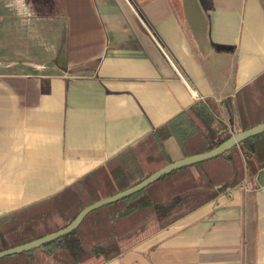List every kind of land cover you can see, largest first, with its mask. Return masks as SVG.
Instances as JSON below:
<instances>
[{
	"label": "crops",
	"instance_id": "0c3cea01",
	"mask_svg": "<svg viewBox=\"0 0 264 264\" xmlns=\"http://www.w3.org/2000/svg\"><path fill=\"white\" fill-rule=\"evenodd\" d=\"M263 80L264 0H0V234ZM186 146L175 159L166 143L173 162ZM29 252L0 264H37ZM103 264H264V167Z\"/></svg>",
	"mask_w": 264,
	"mask_h": 264
},
{
	"label": "trees",
	"instance_id": "16d2710c",
	"mask_svg": "<svg viewBox=\"0 0 264 264\" xmlns=\"http://www.w3.org/2000/svg\"><path fill=\"white\" fill-rule=\"evenodd\" d=\"M252 87L253 85L248 87V89H251ZM244 93L242 92L240 94V97H242ZM237 100L239 102V99ZM229 102L230 101H224L223 105H218L210 101L197 103L195 106L190 108V110H187L184 113H182V115H180L179 117L168 122L166 125L156 129L150 135V137L146 141H144L147 142L145 145L146 147L141 148L140 152L142 151L144 152V149L148 148L149 145L147 146V144L150 141L152 142V147L158 148V152H159L158 154L142 155L138 157V159L140 161H147V162H162L165 163V166L172 163L173 161L166 147V140L176 135L174 131L176 125H182L183 124L182 120L186 122H192L195 120V116L200 118L203 110L205 111L210 110L215 114V116L220 118V120H223L224 112L225 111L227 112V109L233 110V108L229 104H227ZM235 110L239 116L238 133L246 131L258 125L257 122H255L253 119H250L248 117L247 110L244 108V106L238 107V109L235 108ZM223 126H224L223 131H221V133L210 134L212 132L210 131L209 133L204 134L203 139L198 138L197 135L189 139L188 144L186 146V151L191 152L192 149L196 150L197 148L203 146L205 150L204 152H207L229 140L234 134L226 132L227 126L225 124H223ZM223 132H226L227 134ZM199 139L200 142L198 141ZM140 145H136L132 147V150L133 151L137 150L138 149L137 147H139ZM195 150H193V152L190 153L191 155L188 156L197 154L194 153ZM223 157H229L233 160L236 176H238V179L236 181H234L231 185L223 188L227 190L240 184L245 179L246 173H250L253 175L257 173V171H259L262 167H264V132L257 136L242 141L239 144V149H237V146H235L234 148L231 149L228 155L223 154L221 156L209 159L204 162L179 168L165 175L164 177H161L160 179H158L157 181L146 187L144 190L136 194H133L127 198H124L118 202L106 205L91 212L84 220H87L92 215L100 213L104 208L120 207L125 209L124 213L122 214V216L125 217L137 218L148 215L155 216L157 220L160 222V225L156 226L155 228H147L150 230L140 238L147 236L149 234H153L159 229L168 227L169 225L173 224L180 218H183L184 216L188 215L190 212L198 209L199 207L212 201L218 196L220 192L218 193L213 191L212 186L211 187L207 186V184L203 186L196 183L193 184V180H191V184L193 185H189L187 181L178 184L177 179H180L181 175H183L185 171L192 170L196 174V181L199 178L203 180L201 178V173L198 172V169L205 168L206 170L207 165H210L213 160H217ZM209 178L210 181L211 180L210 175ZM140 182L141 181L136 182L134 184H130L129 181L126 179L123 171L119 169V167L114 169H109L108 167L103 166L97 169L96 171L92 172L91 174L87 175L77 183L67 187L59 195L43 200L39 203H36L35 205H33L34 210H32L31 212L18 213V215H16V218L11 221L12 226L8 230L5 231L3 230V231L4 232L7 231L6 234L7 237H9V239L11 238L14 239L15 242L13 244L14 247L23 245L25 243L39 239L48 234L57 232L58 230L65 228L69 223L66 224L65 226L55 225V226L47 227L43 231L35 230L37 228L33 229L35 226L38 225V222L40 220L46 221L48 218L52 217L53 214H59L60 216L65 215V213L68 210H70V208H72L73 206L77 205L80 202V195L83 194V192H85L91 198V202H89L86 206L88 207L89 205L97 201H100L104 198L113 196L116 193L127 190L137 185ZM200 189L204 190L206 194L202 197L203 199H201V201L198 204L192 205L191 201L187 203L183 202V199L181 197L182 194H190V192L192 194H195V192ZM187 196H191V195H187ZM181 204L182 205L190 204V209L182 212L181 209H176L180 207ZM40 207L43 208L44 211H46V214H43L44 216L42 218L34 220V218L32 217H35L34 214L38 213L37 210L38 208L41 209ZM44 211L42 210L41 212ZM79 214L80 213H78L73 218V220ZM78 228L61 238H58L50 243L43 245L42 247L48 250L51 256L52 255L60 256L58 260L59 264H103L104 262H107L120 255L128 247L127 245L124 247L121 245H117V238L120 239L122 236H124L130 231L128 229L127 230L122 229L121 231L115 230L109 232L106 239L109 238L116 239L111 243H107L108 245L111 244L115 245L113 246V249L110 253L108 252V250L105 248L104 245H101L102 243L100 242H98L100 244L98 243L95 244L91 248V250H87L85 249L84 244L81 241V236L78 232ZM17 255L18 254L5 257L0 260L4 261V260L13 259ZM19 255H26V252L21 253Z\"/></svg>",
	"mask_w": 264,
	"mask_h": 264
},
{
	"label": "rangeland",
	"instance_id": "374dc122",
	"mask_svg": "<svg viewBox=\"0 0 264 264\" xmlns=\"http://www.w3.org/2000/svg\"><path fill=\"white\" fill-rule=\"evenodd\" d=\"M247 93H249V95L248 97H246V99L241 97L239 98V102L230 101L229 103H227L233 108V110L227 109V112H224L223 120H220V118L215 116V114L210 110H203L200 118L195 116V120L192 122H186L182 120V125H176L174 129L176 135L172 136L171 140L168 139L166 141L168 149L171 152L172 156L175 159L178 158L180 153H183V149L181 148V146L183 147L185 143L187 145L188 140L196 135L198 136V138L203 139L204 134H207L210 131H212L210 134L221 133L224 127L223 124L227 126L226 132L233 133L234 135L237 134L239 132V116L236 113L235 108L238 109V107L244 106L250 119H253L255 122H257V124L264 123V80L261 82V84H257V86H253L251 89H249ZM200 139L198 140L199 142ZM146 143L147 142H144L139 147H137V150H132V153L134 154L130 156L127 162L125 161L122 163H116L115 165L110 166L109 169L119 167V169L123 171L129 183L134 184L136 182L142 181L161 167H164L165 163L162 162H147L140 161L138 159V157L142 155H154L159 153L158 148L152 147V142L150 141L147 144V146L149 145L148 148L144 149V152H140L142 147H146L144 146L146 145ZM237 149H239V145L237 146ZM193 150L195 149H192V151ZM201 151L204 152V148ZM228 153L226 155H228ZM206 170L205 168L198 169V172L201 173V178L203 180L199 178L196 181V174L192 170H188L185 171L183 175H181L180 179H177V183L181 184L187 181L189 185H193L196 183L203 186L207 184V186L213 187V191L222 193L226 191V189L223 188L231 185L238 179V176H236L235 172L234 162L229 157H223L217 160H213L210 165H207ZM209 175L211 177L210 181ZM251 175L252 174L250 173H246V177ZM191 180H193V184H191ZM245 183L246 182L244 181L243 184ZM205 194V191L200 189L197 190L195 194H192L190 192V194H182L181 197L184 203L191 201V204L195 205L198 204L201 199H203L202 197ZM89 202H91V198L85 192H83V194L80 195V202L70 208V210H68L65 215L60 216L59 214H53L52 217L48 218L46 221L40 220L38 222V225L33 229L37 228L35 230L43 231L47 227L55 225L65 226L66 224L70 223L73 218L87 206ZM176 209H181V212L187 211L190 209V204H181L180 207ZM42 210L44 211L43 208H38V213L34 214L35 217L32 218H34V220L42 218L44 216L43 214H46V211L41 212ZM124 211L125 209L120 207L104 208L100 213L92 215L87 220H84L80 224L78 232L81 236V241L84 244L85 249L91 250V248L95 244L100 242L102 243L101 245H104L110 253L113 249V246L115 245H108L107 243H111L116 239L106 238L110 231H121L122 229H128L130 231L120 239L117 238V245H121L123 247L127 245V248H129L132 244H134L135 241L139 240L142 235L146 234L150 230L147 228H155L156 226L160 225V222L153 215L129 218L122 216ZM6 232L1 231L0 234V238H4V241L9 240ZM29 253H32V255H36L37 264H59L58 260L60 256H51L48 250L43 247L31 250ZM25 263L27 262H22L21 264Z\"/></svg>",
	"mask_w": 264,
	"mask_h": 264
},
{
	"label": "water",
	"instance_id": "95a60500",
	"mask_svg": "<svg viewBox=\"0 0 264 264\" xmlns=\"http://www.w3.org/2000/svg\"><path fill=\"white\" fill-rule=\"evenodd\" d=\"M264 132V123H261L259 125H256L246 131L237 133L233 135L229 140L221 144L220 146L204 152L195 154L192 156L185 157L181 160L172 162L159 170L155 171L153 174H151L149 177L138 183L137 185L124 190L122 192L116 193L113 196L104 198L100 201H97L85 209H83L80 214L71 222L69 223L65 228L58 230L57 232L48 234L44 237H41L39 239L33 240L31 242L25 243L23 245L1 251L0 252V259L9 257L16 254L25 253L34 249H37L39 247H42L43 245L50 243L58 238H61L74 230H76L80 224L84 221V219L90 214L91 212L104 207L106 205L118 202L124 198H127L133 194H136L142 190H144L146 187L160 179L161 177H164L165 175L188 165L197 164L200 162L207 161L212 158H216L218 156H221L223 154H226L231 151L232 148L235 146H238L242 141L249 139L251 137L257 136Z\"/></svg>",
	"mask_w": 264,
	"mask_h": 264
}]
</instances>
